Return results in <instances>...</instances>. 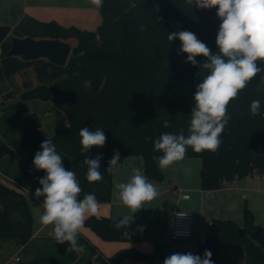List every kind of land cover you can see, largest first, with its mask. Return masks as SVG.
I'll return each instance as SVG.
<instances>
[{"label":"trees","instance_id":"trees-1","mask_svg":"<svg viewBox=\"0 0 264 264\" xmlns=\"http://www.w3.org/2000/svg\"><path fill=\"white\" fill-rule=\"evenodd\" d=\"M100 12L102 20L96 30L74 24L65 26L56 20L43 21L30 15L23 17L12 29L11 36L0 43V84L30 67L37 75V84L27 86L15 103L28 112L20 146L27 152L21 167L31 184L40 186L39 179L45 175L44 171L35 169L33 159L41 150V143L49 138L63 157L64 167L76 173L82 188L80 198L94 193L102 202L112 197L114 182L112 173L106 170L116 151L120 159L140 156L147 178H164L157 161L162 153L154 151L153 142L163 133L178 135L183 130L187 135L196 86L207 74L206 70L185 63L187 54H177L180 41L169 42L167 36L171 32L189 30L215 52L220 20L215 9L189 7L185 0H103ZM15 36L64 41L75 38L77 43L72 45L66 64L59 66L46 58L26 61L9 56ZM197 61L202 63L204 58L198 56ZM257 63L264 67V62ZM30 98L57 104L65 110L68 125L52 136L43 135L38 114L29 112L25 103ZM256 99L261 101V112L264 113V71L229 103L231 119L220 137L219 150L196 153L188 149L185 157L202 160L203 189L221 188L226 181L244 178L255 170L264 172V116L253 117L249 112L251 101ZM83 127L90 131L102 129L107 137L105 145L82 154L79 131ZM12 150L2 143L0 158ZM101 154L103 180L90 183L86 179L87 166L82 161L85 155L95 158ZM244 219L246 223L254 220V214L247 206ZM112 222L111 217L96 215L88 217L85 226L110 241L140 240L135 233L125 232ZM33 225L24 191L0 176V239H14L22 246L21 252L28 256L19 257L13 264H73L80 261L79 256L84 251H69L63 258L54 252L43 254L46 249L54 248L53 244L57 247L60 244L50 240L55 239L53 236L32 238ZM239 227L231 219H213L195 254L203 257L204 251L210 250L214 264H240L236 258L220 257L223 248H236L244 253V264H264L262 245L247 235L240 237ZM79 243L89 250L83 264H115L113 256L98 255L94 259L97 247L85 236L79 235ZM155 244V252L130 247L124 249V255L141 259L145 264H155L158 259L163 262L168 256L160 251V241Z\"/></svg>","mask_w":264,"mask_h":264},{"label":"clouds","instance_id":"clouds-1","mask_svg":"<svg viewBox=\"0 0 264 264\" xmlns=\"http://www.w3.org/2000/svg\"><path fill=\"white\" fill-rule=\"evenodd\" d=\"M90 3L97 9L103 6V0H90ZM185 3L200 10H216L220 20L215 38L217 51L213 52L189 30L171 32L167 36L169 42L180 41L177 54H187L185 63L206 70L207 74L196 86L187 135L183 130L178 135L163 133L153 142L154 151L162 153L157 158L160 169L183 160L189 148L196 153L218 151L222 144L220 137L231 119L229 103L264 71V67L257 63L264 62V0H185ZM198 56L204 58L202 63H198ZM249 112L253 117L264 116L261 101L252 100ZM79 136L82 154L89 153L93 147H103L107 140L104 131L99 128L90 131L88 127H83ZM40 149L33 159L35 169L45 172L39 179L41 187L34 193L35 198H43L39 221L45 226H52L57 243H69L67 251L81 253L84 247L79 243L80 232L86 219L98 214L100 202L94 193L80 198L82 188L77 175L64 167L63 157L51 139L43 141ZM102 158V154L95 158L85 155L82 163L87 166L88 182L103 180L100 170ZM119 161L120 155L116 151L108 161L106 171L112 173ZM159 194L157 186L138 168L133 169V175L127 182L115 185L116 198L133 214ZM16 215L19 218V213ZM132 219L133 215L124 217L115 226H126ZM163 264H214V261L212 252L205 250L203 257L191 252L173 253L164 259Z\"/></svg>","mask_w":264,"mask_h":264},{"label":"crops","instance_id":"crops-1","mask_svg":"<svg viewBox=\"0 0 264 264\" xmlns=\"http://www.w3.org/2000/svg\"><path fill=\"white\" fill-rule=\"evenodd\" d=\"M94 8L95 6L90 3V0H0V24L9 25L13 29L14 26L19 24L23 17H25L26 15H30L43 21L56 20L64 25L65 22L68 23L76 21L78 19V14L88 13ZM73 24L80 26V23L76 22H73L70 25ZM68 42H70L71 45H75L77 43V40L75 38H70ZM14 77L15 74L11 78L12 81L10 83V87H0V110L4 109L8 111L7 113H16V115H18V118L16 120L14 119V122L11 119V123H4L1 129L2 133L0 145L4 143L13 150L12 152L5 154L0 158V174L14 179L25 188L24 190H22L24 191L27 197V201L29 203L34 219V233L32 238H39L43 236L54 237L52 232V226H45L41 224L40 221L38 225H36V218L42 214L43 198H35L34 193L38 187H41V185L33 186L21 167V163L25 160L27 156L26 150L20 146V143L23 135V122L24 120H26L28 112L21 109V106L16 105L15 103L20 100L21 93L26 89L27 86H29V84L27 83V81H21L19 83H16ZM30 85L34 84L30 83ZM13 92L15 93L13 94ZM9 93L12 94L11 97H9ZM25 103L29 109V112H36L38 114L42 122L40 130L41 133L45 136L49 135H47L48 133H44L42 130V128L44 127L39 110H42L44 112V115L49 117V122L54 128L62 129L59 127L61 126L60 124H62L61 122L65 121V119L68 122L67 114L64 113L65 110H63L61 107H59L52 101L42 100L38 98H30L27 99ZM7 113L5 112L4 115L6 116ZM201 167L202 160L201 162H196V170L195 168L194 171L188 168L185 169V177L183 178V180L170 177V182H176L175 186L177 187L174 193H176L177 196L173 197L172 202L174 205L172 204L169 210L191 211L194 214V218L195 216H197L203 222L207 223L209 225V228L212 220L215 218L231 219L236 221L240 227H246L248 223H246L244 219V208L247 206L249 209L252 210L254 214L253 221L255 223L262 224V242L260 243L262 245L264 243V172L255 170L244 178L226 181L224 183V186L221 188L214 190H206L201 187ZM137 168L141 170L142 174H144L143 160L140 156H137L136 158H134L133 156H127L123 159H120L116 166V169L112 172V182H114L112 187V197L109 201L100 202V204L105 203L110 204L112 206L110 208H106L104 211H101L102 213H98L100 215L97 214V216H107L111 217L112 220H115L117 218L133 215V217L137 218L140 222H142L143 220L145 221V219L147 218L146 212L140 209L138 212L133 214L131 210L126 206L124 207V209L123 207L121 208V206L124 205L116 198L115 195V185L117 183L127 182L130 176L133 175V169ZM161 170L164 174L163 179L165 180L167 178V173L165 169ZM2 175L0 176L2 177ZM2 178L5 182L10 183V181H8V179H5L4 176ZM148 179L151 183L157 186L159 192H166L168 190V185L163 188L165 186L163 181L161 182V180H159L160 182H158V179ZM11 185L17 187L12 183ZM182 192L189 193L190 197L183 198ZM116 205H119L120 208H117ZM161 220L162 218H159L158 222H160ZM85 227L90 228L88 226ZM143 229L147 230V228ZM165 230H167L169 233L167 226ZM44 231H46V233H44ZM194 231L196 232V230H193V235L189 238H183L181 240H173L171 236L170 238L172 241H178L181 244L187 241L186 244L190 243L194 247L197 246L198 249V245L205 240L204 238H206L207 232L200 236L197 245V243L193 241ZM93 232L97 236H99L95 231ZM80 235H83L88 238L90 242L97 247V252H95L96 254L94 255V259L98 255L110 257L108 255H105L104 252L99 248L94 239L90 236L91 234L87 233L85 230H81ZM3 241L0 239V244ZM161 246L162 244L160 241V251L162 250ZM191 249H193V247ZM21 250L22 246H19L17 252H21ZM196 251H193L192 253L195 254ZM162 253L166 254L165 252ZM222 253H224L226 258H236L240 262V264H244V253L241 250L236 248H223ZM17 257L19 256H16L13 261H16Z\"/></svg>","mask_w":264,"mask_h":264},{"label":"rangeland","instance_id":"rangeland-1","mask_svg":"<svg viewBox=\"0 0 264 264\" xmlns=\"http://www.w3.org/2000/svg\"><path fill=\"white\" fill-rule=\"evenodd\" d=\"M77 18L78 19L73 22L80 23L79 27H82V28L85 27L87 29L96 30L102 18L100 8L97 9L95 7L94 9L90 10L88 13L78 14ZM73 22H68V23L65 22L64 25L69 26ZM14 80L16 83H19L21 81L22 82L27 81L29 85L30 83L35 85L37 83V75H36L34 68L30 67L26 69L25 71L15 74ZM11 81H12L11 79H7L5 82H2L0 84V87H7V88L10 87ZM14 93L15 92H13V94ZM21 109L23 108L21 107ZM39 111H40V117L42 118V121H43V127H44L42 128L43 132L48 133L47 135L49 136L53 135V133H55V131H57V129L59 128H54L53 126H51V123L49 122V117L45 116L42 110H39ZM5 112L7 113L8 111L4 109L0 110V139H1V133H2L1 129L4 123L10 122L11 119L14 122V119L16 120L18 118V115H16V113H7V115L5 116L4 115ZM52 115H55V114H52ZM61 123L62 124H60L61 126L59 127L63 129V127L65 128L68 122L65 119V121ZM133 157L136 158L137 156H133ZM196 162H201V158H184L183 160L178 161L174 163L173 165H171L170 167L165 169L167 173V178L165 180L164 179L161 180V182L162 181L164 182L165 186L163 188H165L168 185V190L166 192L160 191L159 192L160 194L156 199H154L153 201L144 203L143 208H141V210L147 213V218L145 219V221L143 220L142 222H140L137 218L133 217V219L139 222L140 228H147V230H152L158 226L159 224L158 219L162 218L163 215L170 209L171 205L173 204L172 202L173 197L177 196V194L174 193L177 187L175 186L176 182H173V183L170 182V177L183 180V178L185 177L184 176L185 169L188 168L194 171V168H195L196 170ZM197 167H198V163H197ZM158 182L160 181L158 180ZM111 206L112 205L105 204V203L100 204V209L98 213H102L101 211H104L106 208H110ZM116 207L120 208L119 205H116ZM122 207L124 209L125 206H121V208ZM38 223H39V217L36 218V225H38ZM208 229H209V225L203 222L197 216H195L194 230H196V232L194 231L193 241H195L197 245H198V240L200 236H202L205 232H207ZM82 230H85L87 233L91 234L90 236L94 239V241L99 246V248L104 252L105 255H108V256L114 257L119 252L124 251V249L130 248V247H135V248H138L140 251L149 252V253L155 252V249H156L155 242L128 241V240L110 241V240L97 236L90 228L84 227ZM44 233H46V231H44ZM50 240H52L54 243L57 242L55 239H50ZM186 242L181 244L178 241H172L168 231L165 230L164 239L161 240V244H162L161 252H165L167 255L170 256L173 253H188V252L192 253L193 251L197 250V246L194 247L190 243L186 244ZM58 244H60L58 245L59 247H57L56 244H53L52 247L54 248H48L44 252L42 251L43 254L54 252V253L61 255L62 258L65 257L64 255H67L68 254L67 252H69L67 251V249L69 248V243L64 242L63 243L64 247L62 248L60 247L63 244L61 243H58ZM262 246L264 247V243L262 244ZM18 247H19V244L14 239L4 240L0 246V264L16 263V261H13V259L16 256H19L22 258H28L26 252H17ZM192 247L193 249H191ZM88 252L89 250H87V248L84 249L83 254L79 256L80 261L73 263V264H83L84 257L88 256ZM220 257L222 259H228L222 252H221ZM244 260L245 258H243V261ZM122 264H145V263L141 259H134V258L127 256L122 260ZM156 264H163V262L158 259L156 261Z\"/></svg>","mask_w":264,"mask_h":264},{"label":"water","instance_id":"water-1","mask_svg":"<svg viewBox=\"0 0 264 264\" xmlns=\"http://www.w3.org/2000/svg\"><path fill=\"white\" fill-rule=\"evenodd\" d=\"M12 27L9 25L0 24V42L11 36ZM72 45L68 41L54 38H35L33 36H15L12 37L11 48L8 52L9 56H18L22 60H35L38 58L49 59L53 64L63 66L66 64ZM171 210H168L162 217L158 226L152 230H145L139 227V222L135 219L119 229L125 232L135 233L141 241H161L164 239L165 224L170 215ZM113 220L112 224L115 226L118 220ZM238 234L240 237L247 235L257 243L262 242V224L250 221L246 227H239ZM125 258L124 251L119 252L114 256L115 264H120Z\"/></svg>","mask_w":264,"mask_h":264},{"label":"built area","instance_id":"built-area-1","mask_svg":"<svg viewBox=\"0 0 264 264\" xmlns=\"http://www.w3.org/2000/svg\"><path fill=\"white\" fill-rule=\"evenodd\" d=\"M3 176L5 177V179H8L10 183L14 184L18 188L23 190L25 189L21 184H19L14 179L5 175H2V177ZM182 197L189 198L190 194L182 192ZM166 226L173 240H181L183 238H189L193 235L194 214L191 211H186V210H173L170 212V215L166 221ZM18 260L19 257L16 258V261Z\"/></svg>","mask_w":264,"mask_h":264}]
</instances>
